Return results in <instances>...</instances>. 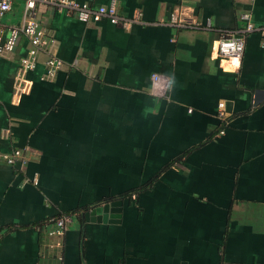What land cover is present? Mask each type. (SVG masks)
I'll use <instances>...</instances> for the list:
<instances>
[{
    "label": "crops",
    "instance_id": "obj_1",
    "mask_svg": "<svg viewBox=\"0 0 264 264\" xmlns=\"http://www.w3.org/2000/svg\"><path fill=\"white\" fill-rule=\"evenodd\" d=\"M77 1L140 22L38 1L59 68L48 75L41 54L20 92L26 39L0 58V264H264V35L247 33L240 59L216 55L242 13L264 23V0ZM24 3L0 19L4 35ZM152 73L173 78L167 96L149 92ZM13 149L23 164L5 161ZM113 201L118 221L85 219Z\"/></svg>",
    "mask_w": 264,
    "mask_h": 264
},
{
    "label": "built area",
    "instance_id": "obj_2",
    "mask_svg": "<svg viewBox=\"0 0 264 264\" xmlns=\"http://www.w3.org/2000/svg\"><path fill=\"white\" fill-rule=\"evenodd\" d=\"M38 1L50 3L57 12H65L82 22H96L102 18H107L111 23L120 24L126 29L133 23L140 22L139 11L131 18L119 16L114 2L107 5L103 4L92 7L86 2L82 3L77 0H25L22 21L18 25H12L7 35H4L2 29H0V58L7 54H11L15 50L20 37H24L27 41L26 53L20 57L18 70L16 72L15 86L17 87V91L20 92H26L28 90L27 85L23 83L25 81V75L29 71L35 69L41 54L46 56L45 65L48 69V75H53L54 71L59 68L61 64L60 60L54 54V38L40 27L36 19ZM12 3L13 0H0V19L10 11ZM240 18L245 22L244 27L235 31L223 32L222 36L217 41L216 55L220 59H240L244 52V38L247 33L257 31L264 35V23L255 25L251 21L248 12L242 13ZM169 23L176 27L197 25V23H193V25L189 23V25L184 20L179 19L176 14H172ZM263 43L264 38L262 40V44ZM156 74L159 81L166 85L168 77L159 73ZM167 93V87L160 91L152 92V94L157 96H167ZM220 115H224L223 111H220ZM3 137H10L9 130H4ZM4 157L5 161L10 165H16L17 162L23 164L26 160L22 151L19 149H13ZM69 221H71V215H61L57 217L54 220L55 227L51 229L49 233L57 234L63 232L68 226Z\"/></svg>",
    "mask_w": 264,
    "mask_h": 264
},
{
    "label": "water",
    "instance_id": "obj_3",
    "mask_svg": "<svg viewBox=\"0 0 264 264\" xmlns=\"http://www.w3.org/2000/svg\"><path fill=\"white\" fill-rule=\"evenodd\" d=\"M121 203V201H113L95 205L84 213L85 219L87 221L116 222L118 221L116 217H120ZM115 206H117V208H115ZM108 213L112 214L108 217Z\"/></svg>",
    "mask_w": 264,
    "mask_h": 264
},
{
    "label": "clouds",
    "instance_id": "obj_4",
    "mask_svg": "<svg viewBox=\"0 0 264 264\" xmlns=\"http://www.w3.org/2000/svg\"><path fill=\"white\" fill-rule=\"evenodd\" d=\"M175 77V74H174ZM176 79V78H175ZM173 78H169L167 84H163L159 81V78L156 73L151 74V85L149 87V92L152 93L153 91H160L167 87L168 90H171L173 84Z\"/></svg>",
    "mask_w": 264,
    "mask_h": 264
},
{
    "label": "trees",
    "instance_id": "obj_5",
    "mask_svg": "<svg viewBox=\"0 0 264 264\" xmlns=\"http://www.w3.org/2000/svg\"><path fill=\"white\" fill-rule=\"evenodd\" d=\"M72 213H60L59 215H56V217L54 218V220L57 218V217H59V216H61V215H71Z\"/></svg>",
    "mask_w": 264,
    "mask_h": 264
}]
</instances>
